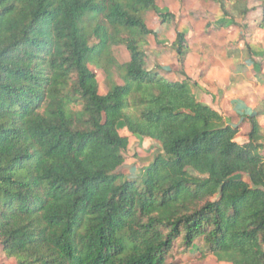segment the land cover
<instances>
[{
	"label": "trees",
	"instance_id": "trees-1",
	"mask_svg": "<svg viewBox=\"0 0 264 264\" xmlns=\"http://www.w3.org/2000/svg\"><path fill=\"white\" fill-rule=\"evenodd\" d=\"M213 1L231 22L251 10ZM149 10L155 0H0V260L172 264L179 243L198 260L264 264V97L238 142L239 128L192 91L185 33L165 44L183 80L148 67ZM120 122L159 144L139 177L119 172Z\"/></svg>",
	"mask_w": 264,
	"mask_h": 264
},
{
	"label": "crops",
	"instance_id": "crops-1",
	"mask_svg": "<svg viewBox=\"0 0 264 264\" xmlns=\"http://www.w3.org/2000/svg\"><path fill=\"white\" fill-rule=\"evenodd\" d=\"M171 2L172 0H155V5L159 11L165 9L176 12L180 5L172 7L174 1ZM193 6L190 11L196 10L201 15L205 13L202 7L197 9V3ZM208 7L218 8L213 0ZM147 18L148 14L144 16V21L152 31V34L148 35L146 46L152 56L151 61H147L148 67L156 68L160 75L170 81L180 80L176 61H170L174 54L164 46L175 39L176 25L163 23L157 28H151ZM224 24L222 27L213 25L209 20L205 25L212 29L211 33L205 31V25L194 28L187 21L181 24L186 26L182 32L189 39V52L183 70L194 83L192 91L199 101L219 112L231 126L239 125L246 129L249 125L246 116L260 108L264 97V73L259 70V66L263 65L252 61L254 54L253 51L249 52V39H243L242 32L250 27L249 24L241 19L231 22L227 18ZM149 37L154 42L153 46L149 44ZM229 49L235 52L232 54ZM258 121L264 125L263 116H259Z\"/></svg>",
	"mask_w": 264,
	"mask_h": 264
},
{
	"label": "rangeland",
	"instance_id": "rangeland-1",
	"mask_svg": "<svg viewBox=\"0 0 264 264\" xmlns=\"http://www.w3.org/2000/svg\"><path fill=\"white\" fill-rule=\"evenodd\" d=\"M232 1L233 0H225L226 7H229V5H231ZM172 2H171L172 7L177 6V5H180V7L178 8V10L176 12L172 11L173 13H175V19L172 22L166 23V24L176 25L177 31H182V30L184 31L183 27H186V26H181V24L185 23L186 21L188 23H190V25L192 24V26L194 28L204 26L206 23H208L209 20L211 21V24L213 23V25L215 24V25H219L221 27L225 26L224 20L226 17L220 11L218 4H216L214 2L218 8L208 7L211 4L212 0H172ZM194 3H197L199 5V6H196L197 9L202 7V9H204L205 13H203L201 15L200 13H197L196 10L193 12L190 11L191 7H194L193 6ZM259 5H260V3L257 2L256 0H249L248 1V7L251 10L247 14L246 18L242 19L241 21L247 22L250 27L244 29V31L242 32L243 33L242 36H243L244 41H245V39H249V42L251 45V48H249V52L253 51V54H254L252 61L260 62V65H263V66H259V70H260V72L264 73V54H263L264 53V48H263L264 47V31L257 28V21L259 20L260 15H261V10H260ZM157 11H159V10H157ZM157 11L156 10H149L144 14V16H146L148 14L147 23L151 28L152 27L157 28V27H159L160 24H163L161 22V19L158 15ZM160 11L165 12L168 10L161 9ZM237 25L239 27H241V25H239V24H237ZM205 31L211 33L212 29L208 28V26L205 25ZM185 36H186V34H185ZM147 39H148V36L146 38V42L148 45ZM186 39L189 42V39L187 37H186ZM149 40H150L149 44H151V46H153L154 42H153L152 38L149 37ZM190 41H192V39H190ZM241 43H242V41H241ZM188 46H189V43H188ZM262 49H263V53H262ZM223 50H224V48H223ZM146 51L148 52V54H147L148 55V61H151L150 58H152V56H150L149 48L146 49ZM229 51L232 54L235 52L233 49H229ZM112 52H113V56L115 57V59L118 62L122 63V62L127 61L129 59L128 52L126 51L125 47L122 45L113 46ZM173 54H174L173 55L174 57L171 58L170 61H176V63H177V70L176 71L178 72L179 63L177 61V57H176L175 53H173ZM250 55L252 56V53H250ZM90 68L96 74L97 80L100 84L99 85L100 92L103 93L106 89L105 74H104L103 70L100 68H97L93 65H90ZM152 69H154V68H152ZM178 77L180 80L184 79V76L179 74V73H178ZM114 81L116 83H119V84H121L123 82L116 74H114ZM190 84L194 88V83L192 82V80H190ZM223 119H224L225 123L228 124V121L225 118H223ZM236 127L239 128V133L236 137V140L238 142H243L245 139V134L249 130V125L247 126L248 128H246V129L241 128V126H239V125ZM118 131L121 135H126L129 138L128 149L126 150V152L124 154L125 155V161H124V164L119 168V172L122 175L127 176L129 178L139 177L141 175V169L151 162V160L155 154L160 152L159 144L156 141L149 139V138L137 137V136L131 135L126 130V128L122 122H120V124L118 125ZM197 256H198V254L196 252H194L193 249L186 251V250H184V247L182 245H180L179 243H176L170 252V257L168 258V262H171L172 264H228V263H218L215 260V258L210 256V255L207 256L203 260H198L196 258ZM2 261H4V260H0V262H2ZM3 264H8V261L5 260L3 262Z\"/></svg>",
	"mask_w": 264,
	"mask_h": 264
}]
</instances>
